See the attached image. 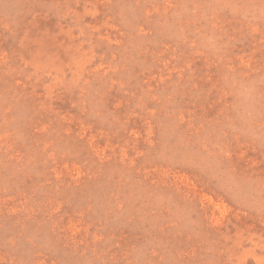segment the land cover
Returning <instances> with one entry per match:
<instances>
[{"label":"rangeland","instance_id":"374dc122","mask_svg":"<svg viewBox=\"0 0 264 264\" xmlns=\"http://www.w3.org/2000/svg\"><path fill=\"white\" fill-rule=\"evenodd\" d=\"M0 264H264V0H0Z\"/></svg>","mask_w":264,"mask_h":264}]
</instances>
